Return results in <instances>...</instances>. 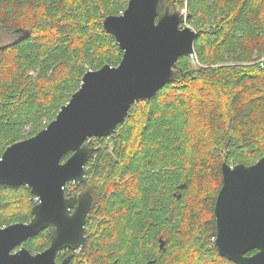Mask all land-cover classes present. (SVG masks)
Segmentation results:
<instances>
[{
	"label": "trees",
	"instance_id": "obj_1",
	"mask_svg": "<svg viewBox=\"0 0 264 264\" xmlns=\"http://www.w3.org/2000/svg\"><path fill=\"white\" fill-rule=\"evenodd\" d=\"M127 2L0 0V29L16 34L0 43V157L54 118L87 70L119 64L102 22ZM163 4L186 9L194 54L181 55L177 79L135 102L111 134L87 141L86 179L64 188L92 195L71 264H236L214 246L213 209L221 164L264 155V0ZM35 203L29 187L0 184V227L29 221ZM50 240L44 229L22 245L36 253Z\"/></svg>",
	"mask_w": 264,
	"mask_h": 264
},
{
	"label": "water",
	"instance_id": "obj_2",
	"mask_svg": "<svg viewBox=\"0 0 264 264\" xmlns=\"http://www.w3.org/2000/svg\"><path fill=\"white\" fill-rule=\"evenodd\" d=\"M102 25L122 50L119 64L87 70L47 125L8 145L0 157V184L25 185L36 200L29 221L0 227V264L69 263L72 253L60 262L56 255L82 247L92 195L67 196L64 188L86 179L85 164L95 150L87 140L111 134L135 102L177 79L181 55L194 54L195 29L183 10L163 0H128L121 14L106 16ZM221 172L214 246L236 264H264V155L250 165L223 162ZM44 229L51 238L47 248L33 253L22 245Z\"/></svg>",
	"mask_w": 264,
	"mask_h": 264
},
{
	"label": "rangeland",
	"instance_id": "obj_3",
	"mask_svg": "<svg viewBox=\"0 0 264 264\" xmlns=\"http://www.w3.org/2000/svg\"><path fill=\"white\" fill-rule=\"evenodd\" d=\"M184 11H186V9L184 8ZM16 37V34L15 33H5L3 32L1 29H0V43H8L10 42L11 40H13L14 38ZM263 59H264V55L261 56ZM91 139H94V138H91ZM91 139H88V140H91ZM87 140V141H88ZM88 143V142H87ZM89 144V143H88ZM90 145V144H89ZM92 146V145H90ZM81 249V248H80ZM66 250H63V252H65ZM61 252V251H60ZM34 253V252H33ZM37 253V252H36ZM71 264V263H70Z\"/></svg>",
	"mask_w": 264,
	"mask_h": 264
},
{
	"label": "flooded vegetation",
	"instance_id": "obj_4",
	"mask_svg": "<svg viewBox=\"0 0 264 264\" xmlns=\"http://www.w3.org/2000/svg\"><path fill=\"white\" fill-rule=\"evenodd\" d=\"M84 192H86V191H84ZM81 193H83V192H78V193H76V194H81ZM68 250H66L65 251V253L67 252ZM256 250H252V251H248L247 253H246V255H250V254H252V253H254ZM63 252V251H62ZM69 254V253H68ZM72 260L73 259H71V261H70V263L72 262Z\"/></svg>",
	"mask_w": 264,
	"mask_h": 264
},
{
	"label": "bare ground",
	"instance_id": "obj_5",
	"mask_svg": "<svg viewBox=\"0 0 264 264\" xmlns=\"http://www.w3.org/2000/svg\"><path fill=\"white\" fill-rule=\"evenodd\" d=\"M183 10H184V9H183ZM62 251H63V250H62ZM68 251H69V250H68ZM69 253H72V254L74 255V252H72V251H69ZM67 255H68V254H67ZM67 255H66V256H67ZM73 255H72V257H73ZM72 257H71V258H72ZM70 261H71V259H70ZM70 261H69V263H70ZM69 263H68V264H69Z\"/></svg>",
	"mask_w": 264,
	"mask_h": 264
},
{
	"label": "built area",
	"instance_id": "obj_6",
	"mask_svg": "<svg viewBox=\"0 0 264 264\" xmlns=\"http://www.w3.org/2000/svg\"><path fill=\"white\" fill-rule=\"evenodd\" d=\"M184 11V10H183ZM185 12V11H184Z\"/></svg>",
	"mask_w": 264,
	"mask_h": 264
},
{
	"label": "clouds",
	"instance_id": "obj_7",
	"mask_svg": "<svg viewBox=\"0 0 264 264\" xmlns=\"http://www.w3.org/2000/svg\"><path fill=\"white\" fill-rule=\"evenodd\" d=\"M183 10V9H182ZM186 14V13H185Z\"/></svg>",
	"mask_w": 264,
	"mask_h": 264
}]
</instances>
